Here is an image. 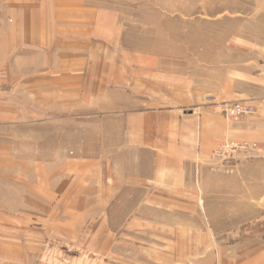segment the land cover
<instances>
[{
    "label": "crops",
    "instance_id": "0c3cea01",
    "mask_svg": "<svg viewBox=\"0 0 264 264\" xmlns=\"http://www.w3.org/2000/svg\"><path fill=\"white\" fill-rule=\"evenodd\" d=\"M242 11L189 87L104 7L0 0V264H264V0ZM235 101L254 112L216 111ZM225 139L255 147L211 166Z\"/></svg>",
    "mask_w": 264,
    "mask_h": 264
},
{
    "label": "rangeland",
    "instance_id": "374dc122",
    "mask_svg": "<svg viewBox=\"0 0 264 264\" xmlns=\"http://www.w3.org/2000/svg\"><path fill=\"white\" fill-rule=\"evenodd\" d=\"M116 14L124 48L150 53L159 73L182 77L189 87L210 85L208 73L213 66L222 69L228 43L242 32V20L255 13L243 12L245 0H88ZM253 0H250L252 3ZM246 3H248L246 1ZM254 20V19H252ZM233 54V53H231ZM173 73V74H172ZM179 75V76H178ZM189 89V88H187ZM212 158L210 164H228ZM193 167V187L203 171ZM207 172L209 168L205 169ZM225 238V237H224ZM219 246L225 245L218 237ZM233 241L231 236L228 240ZM229 245V244H228ZM210 245H203L202 259L213 257ZM224 253L219 252L218 258ZM225 258V256H224Z\"/></svg>",
    "mask_w": 264,
    "mask_h": 264
},
{
    "label": "built area",
    "instance_id": "2783aa9c",
    "mask_svg": "<svg viewBox=\"0 0 264 264\" xmlns=\"http://www.w3.org/2000/svg\"><path fill=\"white\" fill-rule=\"evenodd\" d=\"M216 111L227 118H236L252 114L254 108L242 101L222 102L216 105ZM254 147L253 144L247 141L225 139L213 149L212 158L234 160L240 152Z\"/></svg>",
    "mask_w": 264,
    "mask_h": 264
}]
</instances>
